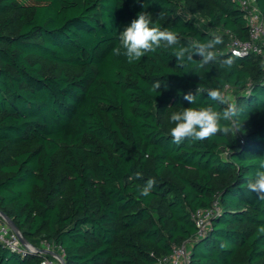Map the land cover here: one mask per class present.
<instances>
[{
	"label": "trees",
	"instance_id": "1",
	"mask_svg": "<svg viewBox=\"0 0 264 264\" xmlns=\"http://www.w3.org/2000/svg\"><path fill=\"white\" fill-rule=\"evenodd\" d=\"M140 11L184 46L221 36L217 61L197 72L163 45L133 63L114 55ZM230 36H249L231 0H0V211L28 243L61 247L65 264H158L184 243L189 264H264V201L246 190L264 159V68ZM213 88L234 92L239 131L172 143L173 112L226 107ZM215 204L199 237L193 215ZM44 257L0 243V264Z\"/></svg>",
	"mask_w": 264,
	"mask_h": 264
},
{
	"label": "clouds",
	"instance_id": "2",
	"mask_svg": "<svg viewBox=\"0 0 264 264\" xmlns=\"http://www.w3.org/2000/svg\"><path fill=\"white\" fill-rule=\"evenodd\" d=\"M159 15H163L161 12ZM119 46L113 48V54L116 56L123 55L128 63L139 61L146 54L154 53L161 46L171 49V55L182 66L185 60L195 63L197 72L205 69L206 66L217 61L215 50L217 46L224 43L221 36L217 35L206 42L197 43L195 46H184L180 43L178 35L168 29H161L153 24L152 14L147 11H140L136 18L129 25L124 27L118 35ZM198 55L200 60H194L193 56ZM235 61L228 57L220 61L219 67L225 71H230ZM203 78V73L199 76ZM162 81L155 80L152 84V91H159ZM165 88L167 85L165 84ZM200 91L196 89L195 93L189 92L184 94V99L192 105L196 102L197 94ZM207 97L215 102L226 105L222 111H216L212 106L207 107H187L181 111L173 112L170 116V122L174 127L170 129L172 143L182 144L185 140L204 141L218 134L229 135L239 131L237 118L240 112L237 105L231 102L232 98L226 96L220 88L206 90ZM147 159L148 156L146 155ZM136 178L141 177V173L135 174ZM156 185L155 178H150L142 186L138 185L140 195L147 197L151 194ZM246 190L255 193L260 201H264V159L259 162V169L254 178L247 180ZM264 233V226L259 229ZM223 247V245H221Z\"/></svg>",
	"mask_w": 264,
	"mask_h": 264
},
{
	"label": "built area",
	"instance_id": "3",
	"mask_svg": "<svg viewBox=\"0 0 264 264\" xmlns=\"http://www.w3.org/2000/svg\"><path fill=\"white\" fill-rule=\"evenodd\" d=\"M238 3L244 12V17L248 26V39L241 40L230 36L229 49L234 55L249 56L255 55L260 58L264 68V20L257 6L256 0H231ZM217 204L212 209L200 210L193 215V219L198 227V236L201 237L211 224L212 216L218 212ZM0 243L13 252H31L45 256L41 264H63V249L48 245L46 250L54 253L53 256L44 254L36 250L33 246H24L19 235L0 216ZM190 243L181 246H173L172 252L163 257L158 264H189Z\"/></svg>",
	"mask_w": 264,
	"mask_h": 264
},
{
	"label": "water",
	"instance_id": "4",
	"mask_svg": "<svg viewBox=\"0 0 264 264\" xmlns=\"http://www.w3.org/2000/svg\"><path fill=\"white\" fill-rule=\"evenodd\" d=\"M0 216L4 219V221L10 226V228L19 235L22 243L24 246H32L30 243H28L24 236L20 233V231L17 229L16 225L14 224V222L6 215L4 214L3 212L0 211ZM40 252L44 253V254H47V255H50V256H53L54 253L51 252V251H48V250H40ZM62 262L63 264H65L64 262V259H62Z\"/></svg>",
	"mask_w": 264,
	"mask_h": 264
},
{
	"label": "rangeland",
	"instance_id": "5",
	"mask_svg": "<svg viewBox=\"0 0 264 264\" xmlns=\"http://www.w3.org/2000/svg\"><path fill=\"white\" fill-rule=\"evenodd\" d=\"M199 24H202L201 21L196 20ZM225 95L232 98L231 102L235 103V94L232 90H225ZM34 247V246H33ZM36 250H46L48 248V245L46 243H43L40 248L34 247Z\"/></svg>",
	"mask_w": 264,
	"mask_h": 264
}]
</instances>
